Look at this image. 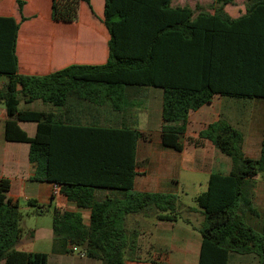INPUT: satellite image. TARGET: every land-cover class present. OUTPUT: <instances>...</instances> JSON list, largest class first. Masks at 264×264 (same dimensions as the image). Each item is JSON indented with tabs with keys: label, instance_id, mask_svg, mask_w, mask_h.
Returning <instances> with one entry per match:
<instances>
[{
	"label": "trees",
	"instance_id": "16d2710c",
	"mask_svg": "<svg viewBox=\"0 0 264 264\" xmlns=\"http://www.w3.org/2000/svg\"><path fill=\"white\" fill-rule=\"evenodd\" d=\"M233 1L217 0L213 15L201 11L194 17L189 7L172 8V0H105V25L111 36L107 63L72 65L47 76L19 74L20 24L14 18H0L5 139L30 145L29 158L38 164L35 181L56 183L58 193L68 202L91 211L86 225L79 213L53 209V253L71 254L76 249L101 264H126L127 257L143 259L151 248L148 235L127 229V217L189 221L183 219L177 196L134 191L137 140L147 139L144 134L112 127H66L55 115L20 111L19 105L43 101L64 110H85L92 105L121 114L129 89L160 88L164 91L163 146L182 152L191 111L216 96L264 99V0H247V13L238 19L223 9ZM81 2L91 7V0H52V20L76 22ZM18 4L22 21H26L24 2ZM20 123H36V136L29 137ZM127 134L132 144L128 166L104 151L106 142ZM67 135L75 140L92 138L99 145L95 152L80 143L67 145ZM201 139L211 141L230 158L232 170L227 176L211 175L207 190L194 200L203 216L200 264H229L233 253L255 255L258 264H264V228L258 232L247 221V214L258 215L252 191L254 179L259 175L264 179V134L261 156L255 160L243 152L242 133L224 120L210 124L198 139L187 140L198 145ZM86 174L131 177L126 186H104L82 179ZM99 188L122 192L99 198ZM22 221L20 207L0 197V262L48 264L46 253L16 250L23 238Z\"/></svg>",
	"mask_w": 264,
	"mask_h": 264
},
{
	"label": "crops",
	"instance_id": "0c3cea01",
	"mask_svg": "<svg viewBox=\"0 0 264 264\" xmlns=\"http://www.w3.org/2000/svg\"><path fill=\"white\" fill-rule=\"evenodd\" d=\"M19 1L24 2L23 16L26 21H22ZM218 6L217 0H172L171 2L172 8H191L194 17H197L201 11L213 15ZM80 8L86 10L87 18L82 19L79 11L78 20L67 24L52 20V0H0V18H14L20 24L16 47L19 74L47 76L72 65L102 66L107 63L111 36L105 25V0H91V7L81 2L79 10ZM223 9L232 19H238L247 13V0H234L233 3L223 6ZM1 78L0 85H3L6 79ZM163 101V89H129L121 114L102 111L101 108L92 105H87L85 110L80 108L64 110L54 108L43 101L30 104L22 102L19 110L55 115L66 127L74 124L80 127H112L118 130L139 131L147 139L137 140L134 191L175 195L180 203L181 195H184L187 189L200 188L203 193L207 190L211 175L227 176L231 173V159L218 151L211 141L201 139L198 145H194L187 140L198 139L199 134L210 124L219 120L229 123L243 135L245 156L254 160L260 158L264 134V99L244 101L216 96L210 103L191 111L184 139L185 149L182 152L163 146ZM109 122L112 123L111 126L107 125ZM5 126L6 112L4 106L0 105V197L4 202L18 205L20 209L22 203H26L36 208L31 212L36 217L52 213L55 207L62 208L81 214L84 223L89 225L90 210L79 209L76 203L68 202L58 193L59 186L56 183L34 180L38 164L29 158L30 145L8 142L5 139ZM20 127L29 137H35L38 131L36 123H20ZM118 137L106 142L104 151L114 157H120L122 163L128 166L131 162V140L128 134ZM65 141L67 145L75 147L80 143L94 152L99 145L92 138L75 140L69 135L66 136ZM130 177L131 174H86L82 179L104 186H126L130 182ZM120 192L122 191L109 188L97 189L99 198ZM252 192L253 207L258 215L247 214V221L255 230L262 232L264 214L259 212V204H263L264 208L262 176L259 175L254 179ZM30 202H35L36 205H31ZM189 208L194 210L190 212ZM195 208L188 207L185 212L193 216H202ZM38 212L41 214L39 215ZM250 217L262 219L261 227L255 228L249 222ZM184 220H188L189 223L183 220L156 221L139 215L127 217V229L130 232L137 231L148 235L151 248L143 259L139 260L136 256L127 257L126 264H200L203 238L199 229L203 220L199 224L190 218ZM39 231V228L35 229L34 235L27 240L22 238L16 250L46 253L49 256L48 264H101L100 261L88 259L78 251L71 254L53 253V229L46 234L44 232L42 236H39ZM45 236L51 241L50 251L41 252L33 249L39 237ZM0 264L5 262L2 261ZM229 264H258V259L255 255L233 253Z\"/></svg>",
	"mask_w": 264,
	"mask_h": 264
},
{
	"label": "rangeland",
	"instance_id": "374dc122",
	"mask_svg": "<svg viewBox=\"0 0 264 264\" xmlns=\"http://www.w3.org/2000/svg\"><path fill=\"white\" fill-rule=\"evenodd\" d=\"M88 8V7H87ZM80 15L82 16V19L87 18L86 10L84 8H80ZM2 78L0 77V84H1ZM234 100H249V99H235ZM192 174V173H189ZM189 179L191 177L189 176ZM203 182V181H202ZM201 193L200 188H189L186 190L184 195H181V203H182V216L184 218H190L192 219L196 224H199L203 218L200 215H189L185 212V209L188 207H196V203L194 201V198ZM259 204V202H258ZM36 210V208H32L26 203H22L21 205V212L23 214V221H22V228H23V238L24 240H27L30 238V236L34 235V230L39 228V236H42V234H45L50 230L52 231V225H53V216L52 213L46 214L43 216H33L32 211ZM259 212L263 215L264 214V208L263 204H259ZM249 222L255 227L260 228L263 221L260 218H253L250 217ZM43 230V231H42ZM258 231V230H257ZM22 248V247H20ZM33 249H36L37 251H50L51 249V241L47 239V237H39V241H36L35 246ZM147 253L144 251L143 255L145 256ZM137 255H139L137 253Z\"/></svg>",
	"mask_w": 264,
	"mask_h": 264
},
{
	"label": "built area",
	"instance_id": "2783aa9c",
	"mask_svg": "<svg viewBox=\"0 0 264 264\" xmlns=\"http://www.w3.org/2000/svg\"><path fill=\"white\" fill-rule=\"evenodd\" d=\"M75 252L77 251L76 249H73Z\"/></svg>",
	"mask_w": 264,
	"mask_h": 264
}]
</instances>
